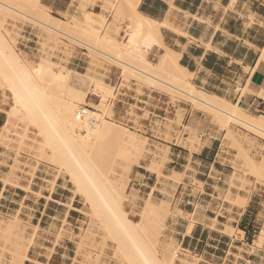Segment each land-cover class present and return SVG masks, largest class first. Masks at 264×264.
Returning a JSON list of instances; mask_svg holds the SVG:
<instances>
[{"label": "crops", "instance_id": "1", "mask_svg": "<svg viewBox=\"0 0 264 264\" xmlns=\"http://www.w3.org/2000/svg\"><path fill=\"white\" fill-rule=\"evenodd\" d=\"M41 3L58 15H82L87 11L103 14L112 23L113 37L122 24L121 20L114 22L108 0H41ZM135 3L139 13L158 25V42L149 49V60L160 62L166 50H171L177 62L193 74L191 81L196 87L233 100L238 83L245 87L250 80L252 89L264 88V0H136ZM149 92L148 101L147 96L143 100L150 103V111H171V117L176 119L177 108L168 94L156 89ZM256 101L250 98L246 102L252 108ZM2 106L0 133L10 122ZM182 109L183 127L194 129L199 142L193 145L195 149L190 144H181L175 132L184 129L180 123H174V140L166 143L167 160L161 168L163 174L182 177L169 201L170 237L186 253L197 257L196 264H261L264 248H248L247 240L249 235L256 236L252 231L264 227V180L235 169L237 149L225 145L222 133L210 126L203 112L190 104ZM17 155V150L0 145V218H17L20 222L22 236L28 241L24 264H75L81 234L79 224L84 223V217L75 214L80 209L75 206L77 200L72 201V195H66L59 181L51 187L39 180L38 173L35 177L29 174L25 165H19L23 172L11 173ZM20 158H27L23 151ZM139 169L132 183L133 194L138 197L135 206L159 190V175L145 166ZM9 175L13 182L5 183ZM228 196L236 204L227 200ZM199 207L203 209L199 211ZM228 229L235 233L230 234Z\"/></svg>", "mask_w": 264, "mask_h": 264}, {"label": "rangeland", "instance_id": "2", "mask_svg": "<svg viewBox=\"0 0 264 264\" xmlns=\"http://www.w3.org/2000/svg\"><path fill=\"white\" fill-rule=\"evenodd\" d=\"M3 1L24 11L26 9L25 2L27 0ZM108 3L113 10L114 22L118 20L122 22L119 28L115 29L117 33L115 37L110 34L112 23L103 14L97 15L84 12L82 15H58L50 8H44L46 9L44 10L41 6L33 12L34 10L29 11V8L33 9V6L29 5V3L26 5L27 7L29 6L26 12H29L28 14L32 13L34 14L32 16L39 18V14L47 16L46 12L48 11L47 13L66 22L61 25L66 28L61 29L62 31L65 30L66 33L72 34L86 44L107 52H113L114 40L118 43H125L129 40L130 27H133V21L136 16L134 18L133 15L135 14L125 0H108ZM89 14L91 15L89 16ZM52 19L50 20L52 21ZM93 19L94 22H96V19L102 21L98 25L93 22ZM93 24H96V27ZM0 32L18 54L27 58H25L27 63L37 64L48 61L53 65V69L55 70L65 67L64 70L72 69L79 71L101 81L104 86L113 89V91L111 90L112 95L107 94V97H104V89L97 88L94 85L89 90L92 93L90 102L94 104L100 103L101 99L105 98L106 110L109 107L113 113L110 116L109 113L111 114V112L107 111L106 117L115 123L116 130L118 128L120 132H123L122 130L134 131L137 141L127 147L115 144V146L112 145L110 148L107 147L104 150L95 151V157L93 158L95 162L91 164L94 168V177L97 183L99 182V184L104 185H101L102 190L106 191V188H112L113 196L123 202L122 206L128 212V216L131 219L135 221L136 219L140 220V224L136 225L134 233L151 260H154L155 263L159 262V264H171L166 257H171L175 253V264H196L197 257L186 253L179 242L172 240L168 233V220L172 215L169 201L173 195L175 185L182 181L180 175H170L168 172L163 174L161 172V168L167 160L168 147L166 143L174 140V123H180L182 129H184V131L177 129L175 138L181 144L185 146L190 144L192 149H195L193 145L199 142V137L191 127H183L184 110L182 108L186 104H190L192 107L203 112L210 126L217 128V131L222 133L223 140L225 139L226 142L225 145H230L237 149L238 152L234 162L235 169L243 172L245 175L256 176L259 181L264 180V135L238 124L231 123L230 125H226V118H217L210 110L200 104L192 103V100H189L190 98L185 97L179 92L158 83L153 85L138 73L122 68L117 62L97 53L86 44L71 40L61 34L50 32L37 22L31 21L3 6H0ZM121 32L122 36H120ZM146 55V58L149 60L148 54ZM124 57L129 62L131 60L134 66H140L144 69L145 64L143 65L141 59L137 61V59L128 55ZM152 62L158 63L159 60ZM172 65L171 67L169 66L170 69H166V66H164L170 72L165 71L162 67L155 69V72L158 76L165 78L164 80H168L166 77L170 78L169 74L172 72L173 74L182 75L180 71H177L176 65ZM159 69L160 71L163 69V72L160 74H158L160 71H157ZM36 78V82L41 87L45 90L48 88L47 92L50 96L47 98V104L50 111L53 115L55 111L58 114L60 108L57 99L65 94L64 90L55 82L51 83L49 80L46 82L48 78H45V76ZM240 84L238 83V85ZM175 85L178 86V84ZM151 89L168 94V97L177 108L175 111L176 119L171 117V111L166 112L163 109H158L155 112L156 114L150 111L149 107L151 105L146 101L150 98L147 94L150 93ZM242 94L247 100L258 98L252 92L243 90ZM143 97L147 98L146 101L143 100ZM223 97L231 103H236L230 97ZM110 99L112 101L109 103ZM259 100L262 102V111L260 112L256 110V107L250 108L248 104H240V106L245 113L253 115L258 119L259 115L264 114V101L259 98L256 104ZM0 105H3L2 109L6 113L7 109L11 110L12 108L11 94L7 90L6 85L1 81ZM56 114L55 116H57ZM9 117L10 122L1 129L0 145L17 150L18 155L14 160L11 173H16L17 171L23 172V168L19 165H25L30 170L29 174H33V177H35L36 173H38L41 177L39 180L51 187L59 181L63 185L66 195H72V201L77 200L75 201V206L80 209L75 214L83 216L84 223L79 224V232L81 234H79V243L74 263L144 264L131 243H129L130 241L123 237V233L112 219L108 209L99 203L96 195L94 196L84 191L82 193L78 189V186L72 179V168L64 164L63 158H65V154L63 151H60L55 138L48 134L49 126L44 118L37 115L31 116L22 108H19L16 113ZM120 132H118V135L124 134V132ZM185 136L187 137L186 139ZM7 141L13 144H9ZM22 151L27 157L23 160L20 158V152ZM249 157L254 159L255 164L249 160ZM140 166H145L159 175V190L154 196L151 194L144 198L142 197L143 199L138 201L137 206H135L138 197L133 194L134 185L132 183L136 181L133 178L137 176ZM7 179L13 182L10 175L7 176ZM108 179L113 183L112 186H109ZM88 190H90V193L93 192L90 188ZM226 199L231 200L230 196L226 197ZM67 200H70V198ZM151 200L153 201L152 208L147 210L148 202ZM232 202L236 204L235 201ZM69 206L72 205L70 204ZM112 206L117 209L114 203H112ZM202 209V207L198 208L199 211ZM228 232L230 234L235 233L233 229H228ZM252 235L256 236L249 235L247 241L250 242L251 246L248 245L247 247L253 250L255 248H264V227L261 226V228L257 229L256 233L252 231ZM253 240L254 242H252ZM26 244H28V241L22 236L21 224L18 219L5 220L0 218V264H24V260L27 258L25 255ZM261 264H264V258Z\"/></svg>", "mask_w": 264, "mask_h": 264}, {"label": "bare ground", "instance_id": "3", "mask_svg": "<svg viewBox=\"0 0 264 264\" xmlns=\"http://www.w3.org/2000/svg\"><path fill=\"white\" fill-rule=\"evenodd\" d=\"M125 1L128 3L129 8L134 12V18L135 16L136 18L134 21L132 20L133 27H130L131 33L129 40L125 43H118L114 40L113 52H107L98 47L86 44L74 37L72 34L66 33L65 30L62 31L61 29L66 28L61 25L66 22L47 13L48 11L46 12L47 16L39 14V18L42 17L41 19L32 16L34 15L32 13L28 14L29 12H26V9L29 7L26 6L28 3L33 6V9L29 8V11L34 10L33 12H35L37 8H40L39 6H41L42 9H48V7L41 3V0H27L25 2V11L23 9L16 8L12 4L10 5L3 0H0V6H3L14 13L20 14L31 21L37 22L50 32L61 34L71 40L86 44L97 53L117 62L122 66V68L138 73L141 77L145 78V80H149L153 85L158 83L179 92L185 97L190 98L189 100H192V103L200 104L210 110L217 116V118H226V125H230L231 123L238 124L264 135V114L259 115L257 119L255 116L245 113L240 104L231 103L221 95L207 93L201 88L196 87L191 81L193 74L177 62V57L173 51L166 50L159 63H153L148 60L146 58V54H148V51L153 44L158 42V25L153 22L151 18L145 17L138 12L137 5L135 3L136 0ZM35 6L36 8L34 9ZM90 15L91 14H89V16ZM52 18H55L54 20L57 21H54ZM99 18L101 17L99 16ZM50 19H52V21ZM95 21L96 22H94L93 19V22L98 24L102 20L100 21L96 19ZM95 30H97V28H95ZM262 52L264 57V47ZM127 55L137 59V61L138 59L139 61L141 59L143 61H141L143 65L145 64L144 69L140 66H134L131 63V60L130 62L125 60L124 56ZM25 58V56L23 57L14 50L12 45L7 41L6 37L0 32V81L6 85L12 98V108L7 112L8 117L16 113L19 108L24 109L31 116L37 115L39 117H43L49 126L48 134L55 138L60 151H63L65 154V158H63L64 164L72 168V179L78 186V189L82 191V193L84 191L94 196L96 195L99 203L108 209L112 219L116 222L120 231L123 233V237L130 241L129 243H131L144 264H159V262L155 263L154 260H151L147 256L145 250L139 243L137 235L134 233V229L136 225L140 224V220L136 219L135 221L128 216V212L122 206L123 202L113 196L111 187L109 189L106 188V191H104V189L102 190L101 185H104L99 184V182L97 183L94 177V168L91 166V164L95 162L93 159L95 157V151L98 152L106 149L107 147L110 148L112 145L115 146V144H117V146L119 144L121 147H127L133 145L137 141V137L135 135L136 133L134 131L122 130L124 134L121 135L120 133L123 132L118 131V128L116 130V125H114L115 123L110 118L106 117L107 111L111 112V114L109 113L110 116L113 113L112 109H110L108 105L107 107L109 110L108 108L106 110L105 98H102L100 103L94 104L90 102L92 93L89 92V90H91V87L94 85L97 88L104 89V97H107V94L112 95L111 92L113 89L104 86L101 81L96 80L85 73L68 68V70H64L65 67L63 69L55 70L53 69V65L48 61L32 64L29 62L27 63ZM171 63L176 65L175 67L177 68V71H180L182 75L173 74L171 71L172 73L169 74L170 78L166 77L168 80H164L165 78L156 74L155 69L161 67L165 69L164 66H166V69H170L172 65ZM166 69L165 71L170 72V70ZM157 71H160V69ZM162 72L163 69H161L158 74ZM41 76L48 78L46 79V82L49 80L51 83H57L65 92L64 95L58 97L57 99V103L60 108V110L57 109L58 114H56L55 111L57 116H55V114L53 115L50 111L49 105L47 104V98L50 96L47 92L48 85H46L47 90H45L35 80L36 77L40 78ZM175 84H178V86ZM243 90L254 93L257 97L264 101V88L261 87L256 90L252 89L250 87V80L247 81ZM101 110L102 112H100ZM118 132H120V135H118ZM249 160L255 164L253 158H250ZM109 180L110 179H108L107 182L109 186H112L113 183ZM4 182L9 183L10 181L5 179ZM88 188H90L93 192L90 193ZM112 203L117 206V209L112 206ZM152 205L153 201L151 200L148 202L146 209L148 210L152 208ZM175 252L177 253V251ZM172 253L174 252L172 251ZM175 256L176 254L174 253V255L172 254L171 257H166V259H168L171 264H175Z\"/></svg>", "mask_w": 264, "mask_h": 264}, {"label": "built area", "instance_id": "4", "mask_svg": "<svg viewBox=\"0 0 264 264\" xmlns=\"http://www.w3.org/2000/svg\"><path fill=\"white\" fill-rule=\"evenodd\" d=\"M243 88H244V86L243 85H239V86H237L236 88H235V91H236V96H235V101H236V103H238V104H248L249 103V101H248V103L246 102L247 101V98H245L244 96H243V94H242V91H243ZM256 100L257 99H259V98H255ZM112 101V99H110L108 102L110 103ZM256 110L257 111H262V102H261V100H259V102L256 104ZM254 232L256 233L257 231L256 230H254Z\"/></svg>", "mask_w": 264, "mask_h": 264}]
</instances>
